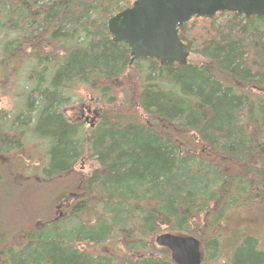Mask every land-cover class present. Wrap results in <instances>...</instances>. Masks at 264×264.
I'll return each instance as SVG.
<instances>
[{
  "label": "trees",
  "instance_id": "16d2710c",
  "mask_svg": "<svg viewBox=\"0 0 264 264\" xmlns=\"http://www.w3.org/2000/svg\"><path fill=\"white\" fill-rule=\"evenodd\" d=\"M132 4L0 0V81L19 89L14 115L0 109V264H176L155 241L163 221L201 241L203 264H264L258 237L219 234L264 207V15L193 17L179 36L197 62L131 64L108 21ZM82 90L100 105L83 107L87 130L65 112ZM27 183L52 212L17 223L6 188Z\"/></svg>",
  "mask_w": 264,
  "mask_h": 264
},
{
  "label": "water",
  "instance_id": "95a60500",
  "mask_svg": "<svg viewBox=\"0 0 264 264\" xmlns=\"http://www.w3.org/2000/svg\"><path fill=\"white\" fill-rule=\"evenodd\" d=\"M224 11L262 16L264 0H133L109 19L108 29L115 42L128 44L131 64L142 58L187 64L190 51L179 36L180 27L193 17L212 18ZM155 241L176 264H202V243L195 236L164 232Z\"/></svg>",
  "mask_w": 264,
  "mask_h": 264
},
{
  "label": "rangeland",
  "instance_id": "374dc122",
  "mask_svg": "<svg viewBox=\"0 0 264 264\" xmlns=\"http://www.w3.org/2000/svg\"><path fill=\"white\" fill-rule=\"evenodd\" d=\"M197 59H200L197 54L192 53V55H190L191 61L197 62ZM21 80L22 79L19 81ZM24 82L26 84V81ZM24 82L22 83V87L24 86ZM1 83L2 82L0 81V109H5L7 117H9L12 111H14L16 106L19 104V96H17V91H19V89L16 85H10L6 90L4 84ZM76 95L78 96V99L80 98V102L76 103L77 99H74V103L66 106L65 112L73 120L85 122L84 129L87 130L88 127L91 126V124L96 123L98 119H95L96 116L94 114L90 112L87 113L82 109L84 106H90L91 108H98L99 110L100 105L95 103L97 94L91 92L85 93V91L82 90ZM12 114L14 115V113ZM31 115L34 116V112L31 113ZM5 130L10 131L11 129L9 127H5ZM32 136L35 138L36 134L34 133ZM24 143L26 145V152L19 151V153L23 156L37 154V156H34V164H39V147H33V144L30 143V140L28 139L24 140ZM30 148L33 149L32 152L30 151ZM34 164L32 163L33 167ZM97 164L98 163L95 160L89 159L88 157L82 158V160L79 162L80 167L84 168L86 171L93 169ZM37 174H40L39 170ZM23 181L24 180H21L20 183ZM6 190V203L3 209V216L5 214L7 218L11 217L14 221H17V223H23L36 216H43L49 212H52L50 203L53 202V199L47 192H45V188H37L31 183H27L25 187L19 191L14 190V188L10 189L9 187H7ZM232 213V218L229 222L230 226H223V229L219 231L221 239L224 240L225 237L233 235L234 237H232L231 241H234L236 237L240 236V234L249 233L250 235L252 234L258 237L262 242L264 241V207L262 210L243 208L237 212L232 211ZM234 243L236 242L234 241L233 244ZM104 249L109 251L106 247ZM218 262L219 261H216L214 264H217ZM205 264L213 263L210 261L208 263L206 262Z\"/></svg>",
  "mask_w": 264,
  "mask_h": 264
},
{
  "label": "flooded vegetation",
  "instance_id": "af4514ba",
  "mask_svg": "<svg viewBox=\"0 0 264 264\" xmlns=\"http://www.w3.org/2000/svg\"><path fill=\"white\" fill-rule=\"evenodd\" d=\"M163 233H164V221H163ZM162 257L164 262V246H162Z\"/></svg>",
  "mask_w": 264,
  "mask_h": 264
}]
</instances>
